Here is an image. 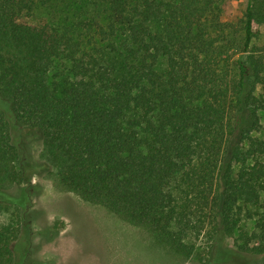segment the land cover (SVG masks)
I'll use <instances>...</instances> for the list:
<instances>
[{"label":"trees","instance_id":"16d2710c","mask_svg":"<svg viewBox=\"0 0 264 264\" xmlns=\"http://www.w3.org/2000/svg\"><path fill=\"white\" fill-rule=\"evenodd\" d=\"M50 1L0 0V264H31L33 143L168 251L227 263L238 232L264 260V0L235 18L232 0H56L69 22Z\"/></svg>","mask_w":264,"mask_h":264},{"label":"rangeland","instance_id":"374dc122","mask_svg":"<svg viewBox=\"0 0 264 264\" xmlns=\"http://www.w3.org/2000/svg\"><path fill=\"white\" fill-rule=\"evenodd\" d=\"M43 6L41 15L63 22L74 19L77 11V7H70L66 1L51 0ZM244 6L245 0L230 1L228 17L240 16ZM261 33L260 42H263L264 27ZM259 114L261 128L257 135L264 137V111ZM42 148L41 143H33L29 153L34 161L47 163L31 179L32 184L40 186L38 193L31 194L32 232L26 233L24 247L31 264H206L193 256L183 257L168 251L144 229L64 190L58 183L56 169L41 155ZM12 191L15 192L14 187ZM8 217L9 212L0 209V225ZM241 227L251 232L254 220L243 218ZM242 241L238 232L225 240L235 255L223 264H264L259 255L239 249ZM198 252L204 254L202 249Z\"/></svg>","mask_w":264,"mask_h":264}]
</instances>
